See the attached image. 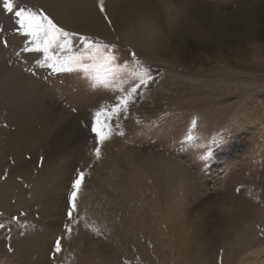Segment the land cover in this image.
Here are the masks:
<instances>
[{
  "label": "rangeland",
  "instance_id": "1",
  "mask_svg": "<svg viewBox=\"0 0 264 264\" xmlns=\"http://www.w3.org/2000/svg\"><path fill=\"white\" fill-rule=\"evenodd\" d=\"M17 3L100 46L119 43L117 63L127 58L117 37L69 29L40 0ZM140 4L156 9L155 21L170 7L188 26L165 52L135 48L154 82L122 115L124 135L97 156L84 125L123 95L128 73L108 75L106 53L93 58L76 39L71 54L87 68L42 69L46 84L34 78L25 69L43 57L22 51L26 40L0 0V66L44 92L23 119L0 125V264H264V0ZM77 170L86 175L72 223L65 196Z\"/></svg>",
  "mask_w": 264,
  "mask_h": 264
},
{
  "label": "snow or ice",
  "instance_id": "2",
  "mask_svg": "<svg viewBox=\"0 0 264 264\" xmlns=\"http://www.w3.org/2000/svg\"><path fill=\"white\" fill-rule=\"evenodd\" d=\"M2 7L6 13L13 16L14 23L17 25L16 31L26 40V46L22 51L38 53L43 57L34 61V70L25 69L34 78L38 76L42 69L52 74H57L71 71L72 67L87 68L88 65L82 63L83 56L71 54L73 51V41L76 39L83 42L82 46H87L93 58L100 55L102 50L106 53L103 56V60L108 75L123 71L128 73V80L131 83L127 89L121 88L123 95L118 96L116 102L111 107L105 106L95 111L90 123L84 125L90 133H95L97 140L95 151L97 156H99L101 152L99 145L118 132L121 127L119 122L122 115L128 112L131 102L140 97V89L154 82L152 75L143 67L144 61L138 58L134 47L123 45L127 58L122 63H117L119 58L116 52L121 48L119 43L110 42L100 46L94 43L91 37L81 36L78 32L69 31L58 26L42 8L21 6L17 3V0H2ZM98 7L100 12L105 13L106 16L104 0H99ZM107 22L110 25L113 23L111 19H108ZM116 39L119 41L120 37ZM109 49L112 50L111 53L108 52ZM133 63L140 67L132 68L131 65ZM38 78L45 84L50 79V77L45 75H39ZM113 121L116 123L114 124ZM118 134L120 136L124 135L123 132H118ZM41 160H43V157H41ZM85 175L84 171L77 170L71 181L70 190L65 196L66 216L72 223H75L74 213L77 211ZM0 227H3V225H0ZM63 227L71 233L72 227L70 223H64ZM55 251H60L59 238L55 240Z\"/></svg>",
  "mask_w": 264,
  "mask_h": 264
},
{
  "label": "bare ground",
  "instance_id": "3",
  "mask_svg": "<svg viewBox=\"0 0 264 264\" xmlns=\"http://www.w3.org/2000/svg\"><path fill=\"white\" fill-rule=\"evenodd\" d=\"M40 2L47 8L48 12L65 27L84 33H96L108 38L120 37V32L123 27L131 25L136 18H143L147 20L150 27L155 30L158 37V52L167 51L169 48L168 43L176 47L179 43L177 38H179L180 31H185L186 24L188 26V21L186 19L185 21L177 20V17L174 16L172 12H169L170 7L164 9L160 8L163 12L161 16L166 14V24L163 23V17L161 16L158 18V21H155L153 12H156V9L154 7H147V4L145 6L141 5L140 0H104L106 16L105 13H101L99 10V0H40ZM42 5L40 7H43ZM107 15L110 16L109 19L113 21L112 25L116 28V35L112 34L109 25L105 21ZM189 24H191V22ZM235 34L231 35L228 39V41H230L229 44H232V41L236 42L234 38V36L236 37ZM238 39L242 40L241 38ZM243 40L246 41L247 38H243ZM14 118L15 117L6 109H0V125H3L4 122H10V120L13 121ZM55 123H57V121H55ZM0 129H2V127H0ZM5 130L4 127L3 131ZM4 135L5 133L1 134L0 142L5 141L6 137L4 138Z\"/></svg>",
  "mask_w": 264,
  "mask_h": 264
},
{
  "label": "clouds",
  "instance_id": "4",
  "mask_svg": "<svg viewBox=\"0 0 264 264\" xmlns=\"http://www.w3.org/2000/svg\"><path fill=\"white\" fill-rule=\"evenodd\" d=\"M120 40L147 55L158 51L155 30L143 18H136L131 25L123 27ZM25 81V76L15 68L0 66V109H6L16 119H23L44 102L42 86L35 81Z\"/></svg>",
  "mask_w": 264,
  "mask_h": 264
}]
</instances>
